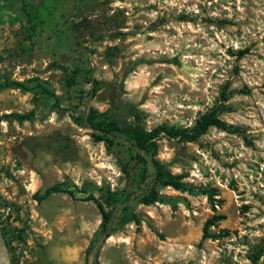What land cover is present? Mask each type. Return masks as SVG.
Returning a JSON list of instances; mask_svg holds the SVG:
<instances>
[{
	"label": "rangeland",
	"instance_id": "374dc122",
	"mask_svg": "<svg viewBox=\"0 0 264 264\" xmlns=\"http://www.w3.org/2000/svg\"><path fill=\"white\" fill-rule=\"evenodd\" d=\"M74 2L59 1L55 31L33 50L19 23H0L2 80L39 79L64 97L67 74L92 69L105 87L81 110H125L147 130L190 128L225 91L220 118L235 131L212 127L193 143L161 138L157 158L191 189L166 187L160 201L137 206L140 225L113 234L88 262L102 216L80 191L123 189L129 153L96 142L47 97L0 89V264H251L264 250V0ZM88 88L78 77L73 102ZM64 182L76 199H34ZM215 215L225 219L211 233H227L203 239Z\"/></svg>",
	"mask_w": 264,
	"mask_h": 264
},
{
	"label": "trees",
	"instance_id": "16d2710c",
	"mask_svg": "<svg viewBox=\"0 0 264 264\" xmlns=\"http://www.w3.org/2000/svg\"><path fill=\"white\" fill-rule=\"evenodd\" d=\"M60 0H0V23L17 24L23 29L31 49L40 45L45 35L53 33L58 25L57 10ZM79 0H75L77 5ZM242 56L243 53H240ZM55 61L51 65L54 69H61L70 59ZM66 69V68H65ZM78 77L84 78L89 86L88 90L81 91L79 102H73L72 88ZM64 97H58L44 82L39 79L28 81H13L0 78V89H17L23 92H33L47 97L52 101L53 107L64 113H69L72 120L80 128L87 129L96 142H103L108 149L120 147L129 153L128 158L121 160L125 174L123 189L112 191L99 188L91 184H84L80 193L83 201H92L97 206L102 222L94 234L87 250V261L98 255L104 243L115 233L130 223L140 225L141 216L136 213L139 205L150 206L160 201V191L172 187L179 191H189L191 187L183 181V176L173 175L167 171L165 165L157 158L161 138L177 139L182 143L196 142L212 127L225 131H235L220 118V114L229 109L226 103L228 94L222 92V104L203 114L190 128H177L168 124H161L151 130L130 122V114L125 110L112 109L99 112L94 107L81 105L93 100L105 87V83L94 77L92 69L76 68L67 74L63 80ZM34 113L26 115L12 114L18 121L31 120ZM214 191H207L210 198ZM78 190L70 182L56 184L47 188L43 193H36L34 199L39 203L46 201L54 194H67L77 198ZM224 216L215 215L208 219L203 228V239H216L227 230L219 234L211 233V228L222 221ZM263 250V249H262ZM263 251L251 258V264H261ZM97 264V263H94Z\"/></svg>",
	"mask_w": 264,
	"mask_h": 264
}]
</instances>
